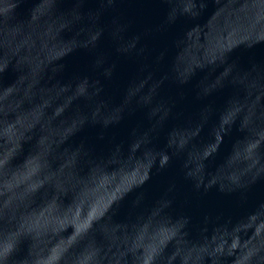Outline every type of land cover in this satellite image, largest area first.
<instances>
[{"label":"clouds","instance_id":"clouds-1","mask_svg":"<svg viewBox=\"0 0 264 264\" xmlns=\"http://www.w3.org/2000/svg\"><path fill=\"white\" fill-rule=\"evenodd\" d=\"M125 2L0 0V264H264V200L236 220L213 222L205 215L193 234L189 216L172 214L176 185L170 184L163 198L147 210L141 211L140 201L132 200L127 223L111 226L121 203L151 179L154 169L163 170L174 156L187 154L199 135L196 130L184 131L185 139L178 143L182 130L168 129L164 147H152L154 134L164 129L176 107L163 99L157 102L167 80L163 77L147 99L140 94L143 89L130 95L128 103L135 102V107L127 115L142 110L147 126L133 129L126 144L113 140L109 151L98 155L83 140L73 143L89 126L98 127L99 139H104L107 130L125 118V109L113 118H101L102 105L93 106L117 69L110 56L99 52L105 36L112 39L116 57L143 52H136L140 34L125 43L130 30V21L120 11ZM157 2L163 6V17L144 34L162 32L178 21L188 22V31H194L214 13L219 18L226 12L238 36L212 58L194 64L177 87L187 85L198 71H211L219 73L212 91L242 89L219 111L206 105L216 119L212 137L216 146L201 153L200 172H207V162L230 139L226 179L197 180L192 185L198 192L215 189L246 199L254 185L264 182V61L252 65L243 80L234 77L233 61L237 50L251 52L264 46V0ZM52 30L60 35L87 34V39L47 59L41 41ZM81 48L92 56L89 69L72 80L56 82L60 94L69 99L64 108L55 110L45 102V91L64 70L60 61ZM257 69L258 79L253 75ZM210 95L205 91L196 100L203 104ZM74 104L91 106V111L81 113L70 131L50 135L48 129ZM37 111L40 115L33 122L30 117ZM229 111L231 119H222ZM50 114L52 120L45 123ZM137 160V180L115 192L105 205L95 206L85 195L95 177L131 170ZM183 168V176L191 180L190 157ZM49 204L54 206L52 218L38 224L36 214Z\"/></svg>","mask_w":264,"mask_h":264},{"label":"water","instance_id":"water-1","mask_svg":"<svg viewBox=\"0 0 264 264\" xmlns=\"http://www.w3.org/2000/svg\"><path fill=\"white\" fill-rule=\"evenodd\" d=\"M120 11L130 21V30L125 34L127 37L125 43L140 34L141 39L137 44L136 52L139 53L141 49L143 52L142 54L116 57L113 54L112 39L105 36L100 43L99 52L110 56L117 64V69L114 79L105 83L104 92L93 103V106L102 105L101 118H113L120 109H125V118L119 125L107 130L104 139H99L101 130L98 127L89 126L73 138V143L83 140L98 155L106 154L113 140L126 144L133 129L141 125L147 126L142 110L127 115V112L135 107V102L128 103L130 95L143 89L140 94L147 99L153 87L158 85L159 80L163 77H167V80L164 86L159 89L160 95L157 97V102L163 99L169 103H175L176 107L164 129L154 134L152 147H164L168 129L182 130L177 138L178 143L185 139L184 131L191 134L193 130H196L199 135L190 144L187 154L174 156L172 163L163 170L154 169L151 179L121 203L118 212L112 216L111 226L113 228L122 227L127 223L132 200L138 199L141 211L147 210L163 198L170 184L176 185L172 214L189 216L193 234L196 233L205 215L209 216L213 222L239 219L250 209L256 207L261 200H264V182L254 185L246 199H241L239 194H224L215 189L198 192L192 184L197 180L207 183L226 179L228 167L226 157L232 149L230 139L221 146L215 158L207 162V172H200L199 162L203 159L201 153L212 151L216 146L212 141L216 119L215 115H210L206 105L210 103L215 110L219 111L228 97L239 95L242 89L230 87L223 91H212L216 88L219 73L213 74L211 71H198L187 85L182 88L177 87V81L188 74L194 64L212 58L220 48L236 42L238 36L227 13L225 12L219 18L214 13L194 31H188V22L178 21L162 32L144 34L146 29L159 24L163 17V6L157 0H126ZM86 39L87 34L85 36L74 33L60 35L57 30H52L42 38L43 56L47 59H55L61 56L68 47L80 44ZM91 61L92 56L82 48L61 60L60 63L65 65L64 70L46 89L45 102H51L55 110L64 108L69 98L60 94V90L55 86L56 82L61 79L72 80L78 74L87 72ZM262 61H264V46H258L251 52L237 50L234 53L233 61L237 64L234 77L243 80L244 75L251 71V66L259 65ZM49 74L51 75V73ZM253 75L258 79L259 69ZM11 78L10 75L9 79ZM205 91H211L212 95L202 104L196 100V97ZM89 111H91V106L72 105L60 121L48 129L49 134L63 135L64 132L70 131L77 123L81 113ZM39 115L38 111L33 113L30 117L31 121L34 122ZM231 117L232 112L229 111L223 113L221 118L226 120ZM51 120L50 114L45 118V123ZM188 157L191 158L192 163L191 180L183 176V166ZM139 166V160H137V166L131 170L120 169L95 177L92 187L85 190V195L93 200L95 206L105 205L115 192L137 180ZM53 211L52 204L41 208L36 214V222L38 224L46 223L52 218ZM166 231L162 226L161 232ZM53 255H55V251H53Z\"/></svg>","mask_w":264,"mask_h":264}]
</instances>
